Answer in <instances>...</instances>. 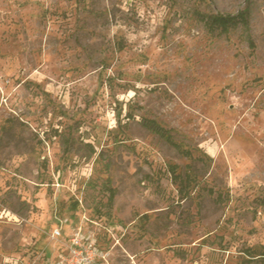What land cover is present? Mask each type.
<instances>
[{
	"label": "rangeland",
	"instance_id": "obj_1",
	"mask_svg": "<svg viewBox=\"0 0 264 264\" xmlns=\"http://www.w3.org/2000/svg\"><path fill=\"white\" fill-rule=\"evenodd\" d=\"M77 233L97 264H263L264 0H0V264Z\"/></svg>",
	"mask_w": 264,
	"mask_h": 264
},
{
	"label": "built area",
	"instance_id": "obj_2",
	"mask_svg": "<svg viewBox=\"0 0 264 264\" xmlns=\"http://www.w3.org/2000/svg\"><path fill=\"white\" fill-rule=\"evenodd\" d=\"M61 231L58 228L54 231V238H59ZM104 259L103 254L97 248L95 239H84L77 233L71 239L67 252H63L53 264H97L96 259Z\"/></svg>",
	"mask_w": 264,
	"mask_h": 264
},
{
	"label": "trees",
	"instance_id": "obj_3",
	"mask_svg": "<svg viewBox=\"0 0 264 264\" xmlns=\"http://www.w3.org/2000/svg\"><path fill=\"white\" fill-rule=\"evenodd\" d=\"M246 13L242 12L236 17H229V16H215L210 18V26L211 28L214 26L222 28V32H227L230 27H234L235 25L239 24L240 21H245ZM155 133H157L161 138L165 139L168 143L174 146L176 149L180 150V146L172 141V137L169 135L167 131H163L161 128L152 129ZM187 154V153H185ZM174 179H180L179 175H176V172L173 170ZM188 177L185 178L184 182L186 183ZM114 192H111L108 203H113L114 200ZM264 264V259H263Z\"/></svg>",
	"mask_w": 264,
	"mask_h": 264
}]
</instances>
